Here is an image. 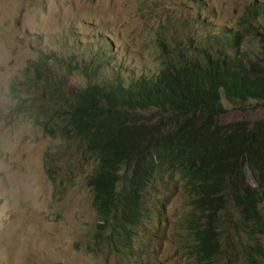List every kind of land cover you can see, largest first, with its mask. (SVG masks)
Here are the masks:
<instances>
[{"label": "trees", "instance_id": "1", "mask_svg": "<svg viewBox=\"0 0 264 264\" xmlns=\"http://www.w3.org/2000/svg\"><path fill=\"white\" fill-rule=\"evenodd\" d=\"M256 13H264V2L249 7L230 36L234 52L205 50L201 60L182 53L155 77L66 88L71 67L63 64L60 73V59L45 54L13 80L10 92L22 112L47 134L81 142L96 160L89 177L100 216L93 241L106 244L117 264H146L150 244L141 236L159 235L149 207H157L155 191L170 176L180 177L189 197L180 245L195 264H219L221 255L264 264V119L220 120L225 100H264V46L254 58L239 42L257 32ZM258 34L264 43V30ZM82 70L94 75L98 65ZM46 165L56 180L51 155ZM168 201L162 194L160 205Z\"/></svg>", "mask_w": 264, "mask_h": 264}, {"label": "rangeland", "instance_id": "2", "mask_svg": "<svg viewBox=\"0 0 264 264\" xmlns=\"http://www.w3.org/2000/svg\"><path fill=\"white\" fill-rule=\"evenodd\" d=\"M263 2L0 0V264H116L108 246L93 241L100 222L89 184L97 164L93 155L81 142L43 131L30 111L17 107L10 92L29 62L53 54L62 63L54 61L60 73L68 64L66 88L117 79L128 84L155 77L182 53L201 60L205 50L234 52L230 36L246 10ZM256 16L257 32L239 39L254 58L264 46L258 34L264 30V13ZM84 64L98 65V71L87 75ZM225 104L227 111L220 117L224 124L254 125L264 119V100ZM49 155L56 164V180L47 169ZM251 181L256 183L253 176ZM182 185L180 177L170 176L155 191V199L165 194L169 201L164 208L154 207L163 210L164 230L157 237L141 236L150 244L144 246L146 264H195L180 245L190 202ZM227 256H220L218 263H241Z\"/></svg>", "mask_w": 264, "mask_h": 264}, {"label": "clouds", "instance_id": "3", "mask_svg": "<svg viewBox=\"0 0 264 264\" xmlns=\"http://www.w3.org/2000/svg\"><path fill=\"white\" fill-rule=\"evenodd\" d=\"M160 197L161 196H158L156 199H155V201H157L158 202V205H157V207H160L161 205H160ZM162 207V206H161ZM149 208H152L153 209V211H154V213L152 214V216L150 217V221H151V223H150V225L152 226V227H154V228H156V230L158 231V234H160L164 229H163V227L161 228L160 227V224L162 223L161 222V217L160 216H162V214H163V210H162V208H164V207H162V208H154V207H149ZM154 216H156L157 217V222H156V224H153L152 223V220L154 219ZM182 228V227H181ZM182 237V236H181ZM263 246H264V244H263ZM190 256V255H189ZM222 256V255H221ZM191 257V256H190ZM220 257V256H219ZM225 257V256H224ZM227 257H229V260L230 259H232V262L233 263H235V261L236 260H240V259H238V258H231L229 255L227 256ZM192 258V257H191ZM193 259V258H192ZM114 261H115V263H116V260H115V258H114ZM141 261L143 262V263H145L144 262V260H143V258L141 259ZM241 261V260H240ZM120 263H123V262H120ZM117 264V263H116ZM241 264V263H240Z\"/></svg>", "mask_w": 264, "mask_h": 264}]
</instances>
